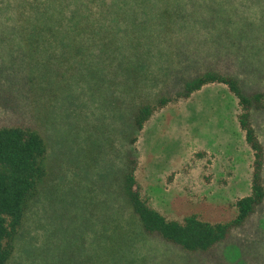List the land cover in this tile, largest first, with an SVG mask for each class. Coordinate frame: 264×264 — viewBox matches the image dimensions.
Returning a JSON list of instances; mask_svg holds the SVG:
<instances>
[{"label": "rangeland", "instance_id": "374dc122", "mask_svg": "<svg viewBox=\"0 0 264 264\" xmlns=\"http://www.w3.org/2000/svg\"><path fill=\"white\" fill-rule=\"evenodd\" d=\"M71 1L0 0V126L41 132L50 165L9 264H264V201L209 252L144 234L117 190L124 153L135 159L142 196L167 218L228 221L251 190L253 151L238 122L241 108L225 84L210 83L155 108L136 130L129 121L130 105L139 100L132 85L141 98H152L164 82L170 51L164 0L142 7L123 0V11L112 13L113 24L94 40H87L90 31L63 46L55 35L76 31L68 24ZM219 1L224 22L176 32V39L193 31L194 37L177 41L169 80L215 66L264 91V0ZM101 3L84 0L81 8L91 15ZM58 16L63 22L55 24ZM246 23L249 41L240 32ZM136 42L153 56L138 61ZM251 122L264 147V110L253 111Z\"/></svg>", "mask_w": 264, "mask_h": 264}, {"label": "trees", "instance_id": "16d2710c", "mask_svg": "<svg viewBox=\"0 0 264 264\" xmlns=\"http://www.w3.org/2000/svg\"><path fill=\"white\" fill-rule=\"evenodd\" d=\"M73 1L71 2L74 9L69 18L71 23L68 24L76 31L73 36H67L65 33V36L55 35L56 41L63 46L83 41L84 35L89 34L90 31L92 35L87 37V40H94L98 29L104 24L109 26V21L110 26L113 24L112 13L119 15L123 11V0L122 2L113 0L111 5H115L114 8L111 5L106 6L104 1L100 0L101 5L97 4L95 14L91 15L81 8L86 6L84 0ZM136 1L138 0H133L136 5H140L139 7L146 3L148 5L147 0ZM163 4L161 14L169 32L167 38L170 41L168 59L162 69L163 86L155 92L152 98H141V95H137L139 88L132 85V96L139 100L130 105L129 121L136 130L140 129L155 108L162 107L178 97H188L206 84L215 82L225 84L238 100L241 108L238 122L244 131L246 142L253 151L251 190L249 194L237 199L236 215L228 221L209 222L201 220L196 214L186 215L179 221L167 218L142 196L134 174L135 159L131 156V152L124 153L123 165L118 175L115 176V180L119 194L123 196L137 217L144 234L159 236L164 241L177 245L187 252H209L229 239L233 231L242 227L263 204L264 147L252 125L251 113L264 110V91L247 88L240 77L221 68H215V66L199 71L194 70L190 77L181 76L179 79L172 77L169 80V69L175 55L177 41L182 39L185 42V39L194 37L193 31L176 39L178 35L176 32L181 33L188 27L197 28L199 25L214 28L217 20H223V22L226 20L220 19V13L227 10L223 8L222 1L219 0H185L184 2L183 0H164ZM203 12L208 15H203ZM54 19L55 24L63 22L61 16ZM130 25L137 27L136 30L140 29L136 20H133ZM246 25V27H240V32L242 39L249 41L251 34L248 28L252 26V23H246ZM262 26L264 30V24ZM217 36L215 38L220 39L219 43L217 42L220 45L222 38ZM136 46L138 61L141 57L153 56L149 48L144 52L141 51L140 42H136ZM256 56H258L257 53ZM174 83H178L179 88L176 89ZM47 155L46 138L34 127L21 124L0 126V264H9L26 214L36 199L40 187L50 174Z\"/></svg>", "mask_w": 264, "mask_h": 264}]
</instances>
